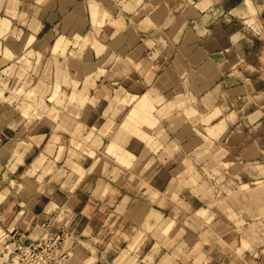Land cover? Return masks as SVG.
<instances>
[{"label": "crops", "instance_id": "1", "mask_svg": "<svg viewBox=\"0 0 264 264\" xmlns=\"http://www.w3.org/2000/svg\"><path fill=\"white\" fill-rule=\"evenodd\" d=\"M262 14L0 0V264L67 225L127 264H264V57L234 54Z\"/></svg>", "mask_w": 264, "mask_h": 264}, {"label": "rangeland", "instance_id": "2", "mask_svg": "<svg viewBox=\"0 0 264 264\" xmlns=\"http://www.w3.org/2000/svg\"><path fill=\"white\" fill-rule=\"evenodd\" d=\"M247 28L250 31L247 35L248 38L242 41V49L235 50L234 54L245 56L249 63H253L258 57H264V14L249 24ZM69 217L70 215L65 216L67 219ZM77 217L79 221L80 219L83 221L80 218L81 215ZM78 230L77 226L67 225L55 239L45 236L41 240L31 241L29 244H26L22 238L19 239L20 236H9V242L5 241L6 247L4 248L7 255L2 258L1 264H123L124 261L127 264L126 252L115 247H113L114 251L108 252L106 256L91 255L95 254L92 253V247L102 250L103 243L87 241L85 237L78 236ZM105 231L106 234L109 232L108 229ZM51 232H54L53 229L49 231V233ZM102 234L101 232L99 235L102 236ZM109 234H113L116 238L119 237V234L112 232ZM242 245L245 246V242Z\"/></svg>", "mask_w": 264, "mask_h": 264}]
</instances>
